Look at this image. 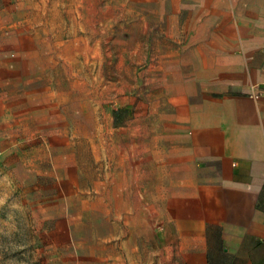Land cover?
Returning <instances> with one entry per match:
<instances>
[{"label": "rangeland", "instance_id": "obj_1", "mask_svg": "<svg viewBox=\"0 0 264 264\" xmlns=\"http://www.w3.org/2000/svg\"><path fill=\"white\" fill-rule=\"evenodd\" d=\"M201 1L0 0V264H132L122 240L156 213L126 202L201 70Z\"/></svg>", "mask_w": 264, "mask_h": 264}, {"label": "crops", "instance_id": "obj_2", "mask_svg": "<svg viewBox=\"0 0 264 264\" xmlns=\"http://www.w3.org/2000/svg\"><path fill=\"white\" fill-rule=\"evenodd\" d=\"M208 8L201 70L174 84L168 157L159 154V171H137V203L126 202L128 212L156 213L137 215L131 249L122 240L132 264H264V0ZM156 178L169 182L145 188Z\"/></svg>", "mask_w": 264, "mask_h": 264}, {"label": "built area", "instance_id": "obj_3", "mask_svg": "<svg viewBox=\"0 0 264 264\" xmlns=\"http://www.w3.org/2000/svg\"><path fill=\"white\" fill-rule=\"evenodd\" d=\"M259 95H260V93H258V92L257 93H254V96H259Z\"/></svg>", "mask_w": 264, "mask_h": 264}]
</instances>
